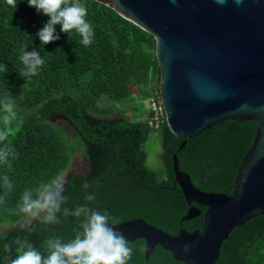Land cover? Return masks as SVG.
<instances>
[{
  "label": "trees",
  "instance_id": "trees-1",
  "mask_svg": "<svg viewBox=\"0 0 264 264\" xmlns=\"http://www.w3.org/2000/svg\"><path fill=\"white\" fill-rule=\"evenodd\" d=\"M78 2L86 6V21L94 31L88 46L80 43L75 30L69 39L59 25L60 39L42 45L36 33L49 17L29 7L27 0H16V7L0 0V69L7 67L0 70V100L11 92L15 111L6 122L7 113L0 107V133L6 137L3 143L16 153L11 168L0 165V177L7 174L13 183L0 204V258L14 255L15 244L11 253L2 244L18 237H26L36 247L50 235L64 240L74 237L78 227L74 217L61 214L55 225L34 221L36 230L30 231L23 216L12 210L26 188L64 175L77 151L87 171L67 175V207L83 203L87 191L95 194L90 206L107 212L118 224L141 218L176 236L181 230H200L206 208H200L201 216L182 222L190 205L175 182L173 154L177 153L180 170L190 175L198 189L232 196L241 162L253 144L256 123L235 120L187 140L178 151L183 139L166 123L151 128V114L143 106L159 88L153 36L104 5ZM25 46L39 51L45 61L38 74L27 80L19 75L23 68L19 56ZM125 102L136 109L133 119L126 115ZM152 140L161 144L157 168L147 163L145 147ZM85 181L90 185L87 190L82 187ZM3 191L0 186V194ZM129 246L133 252L127 264H184L160 246L147 260L142 239ZM217 264H264V215L231 232Z\"/></svg>",
  "mask_w": 264,
  "mask_h": 264
},
{
  "label": "water",
  "instance_id": "water-1",
  "mask_svg": "<svg viewBox=\"0 0 264 264\" xmlns=\"http://www.w3.org/2000/svg\"><path fill=\"white\" fill-rule=\"evenodd\" d=\"M92 1L153 36L167 125L183 139L178 151L225 121L256 123L232 196L198 189L173 154L175 182L190 205L181 220L206 208L200 230L173 236L141 218L115 225L129 243L145 241L147 260L160 246L184 264H217L231 232L264 215V0Z\"/></svg>",
  "mask_w": 264,
  "mask_h": 264
},
{
  "label": "clouds",
  "instance_id": "clouds-1",
  "mask_svg": "<svg viewBox=\"0 0 264 264\" xmlns=\"http://www.w3.org/2000/svg\"><path fill=\"white\" fill-rule=\"evenodd\" d=\"M29 7H34L37 13L49 17L43 28L36 33L42 45L58 41L60 35L56 33V26L60 31L69 35L75 32L81 37L80 43L88 46L92 43L94 31L86 21L87 8L76 0H27ZM9 5L16 7V0H7ZM19 59L23 68L19 75L28 79L36 76L38 70L45 63L40 52L33 49L29 51L25 46ZM3 71H7L4 66ZM0 107L7 113L4 117L8 122L15 116L12 93L7 92ZM6 137L0 133V165L12 167L11 159L15 158L14 149L3 143ZM67 183L64 175L57 174L49 181L39 184L37 187L26 188L20 195L15 209L12 210L22 215L25 225L30 231H35L34 221L40 225H55L60 222V215L74 217L78 227L74 237L64 240L62 237L50 235L46 237L39 247H36L25 237L15 238L11 243L5 241L2 249L11 253L15 244V253L0 259L3 264H127L131 259L133 249L125 239L123 233L116 230L119 223L107 212H101L90 206L95 200V194L87 193L83 197V203L74 208L67 207L68 197L64 195ZM0 186L4 191L0 194V204H4L9 192L13 189V183L7 174L0 177ZM89 183L84 182L82 187L87 190ZM185 251L188 247L185 246Z\"/></svg>",
  "mask_w": 264,
  "mask_h": 264
},
{
  "label": "rangeland",
  "instance_id": "rangeland-1",
  "mask_svg": "<svg viewBox=\"0 0 264 264\" xmlns=\"http://www.w3.org/2000/svg\"><path fill=\"white\" fill-rule=\"evenodd\" d=\"M144 102V101H143ZM144 109L147 107V102L143 103ZM125 108L126 115L129 118H134V114L136 113V109L133 108V104L130 102H125L123 105ZM73 131V129H72ZM146 152H147V163L152 168H157L160 166L159 154L161 152V144L158 141H151L146 144ZM87 169L84 167L82 154L80 151H77L75 156L73 157L72 163L70 164L69 168L67 169L64 177L66 178L69 173H85Z\"/></svg>",
  "mask_w": 264,
  "mask_h": 264
},
{
  "label": "built area",
  "instance_id": "built-area-1",
  "mask_svg": "<svg viewBox=\"0 0 264 264\" xmlns=\"http://www.w3.org/2000/svg\"><path fill=\"white\" fill-rule=\"evenodd\" d=\"M156 96L149 98L147 102V109L150 112V118L148 120V125L151 128L159 129L163 126L166 121V114L160 100L159 88L154 90ZM158 94V97H157Z\"/></svg>",
  "mask_w": 264,
  "mask_h": 264
}]
</instances>
